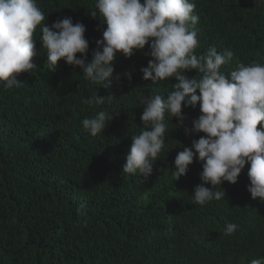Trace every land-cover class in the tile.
Returning <instances> with one entry per match:
<instances>
[{"label":"trees","instance_id":"trees-1","mask_svg":"<svg viewBox=\"0 0 264 264\" xmlns=\"http://www.w3.org/2000/svg\"><path fill=\"white\" fill-rule=\"evenodd\" d=\"M192 2L199 17L197 54L210 47L230 51L231 60L220 69L226 75L240 64H264V0ZM94 5L95 0H37L46 17L33 37L38 70L18 74V88L0 85V264H250L264 257V201L247 191L249 165L237 183H222L225 198L203 206L191 195L201 182V162L194 158L177 180L171 173L181 145L190 146L203 133L186 135L168 117L169 134L152 175L145 180L122 171L132 136L143 126L141 96L165 95L177 82L142 79L147 45L130 58L117 54L114 75L121 80L110 89L63 59L49 66L41 27L65 17L86 26L91 60L106 27L90 15ZM185 74L200 78L195 70ZM96 92L116 99L82 103ZM104 109L113 119L91 136L81 122ZM182 112L190 126L199 104L182 106ZM228 223L238 225L232 235L224 234Z\"/></svg>","mask_w":264,"mask_h":264},{"label":"clouds","instance_id":"clouds-1","mask_svg":"<svg viewBox=\"0 0 264 264\" xmlns=\"http://www.w3.org/2000/svg\"><path fill=\"white\" fill-rule=\"evenodd\" d=\"M92 17L103 25L102 37L88 61L89 42L86 26L73 23L71 17L57 19L41 27V48L46 50L47 63L56 68L61 59L86 79L110 89L121 80L114 75L113 61L117 54L130 58L134 50H143L150 57L141 67L142 79L153 84L174 78L171 91L165 95H142L140 103L141 131L132 136V143L122 171L139 173L145 180L153 173L155 161L168 137V117L183 127L186 135L203 133L190 146L181 145L174 159L175 180L186 175L189 165L201 162L200 183L192 192L193 202L201 206L225 198L223 182L235 184L245 165H249L247 191L252 199L264 201V64H240L227 75L220 71L232 53H218L215 47L197 54L199 47L192 0H95ZM45 14L37 0H0V85L5 89L22 86L18 74L38 70L33 58L37 55L34 31ZM77 54H80L77 56ZM195 70L200 78L185 73ZM129 81L131 73L123 74ZM116 96L82 98L88 105L111 103ZM199 104L200 115L185 126L183 108ZM114 114L107 109L82 120V128L91 136L101 134ZM170 120V121H171ZM173 125V124H172ZM258 125L260 127L258 128ZM205 185H211L212 188ZM219 185L223 191L215 190ZM238 229L228 223L224 234ZM250 264H264V257Z\"/></svg>","mask_w":264,"mask_h":264}]
</instances>
